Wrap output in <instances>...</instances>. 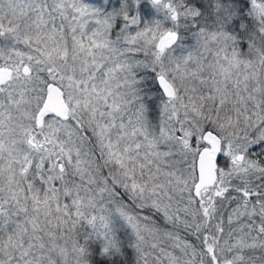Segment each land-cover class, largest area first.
Here are the masks:
<instances>
[{"label":"snow or ice","instance_id":"obj_1","mask_svg":"<svg viewBox=\"0 0 264 264\" xmlns=\"http://www.w3.org/2000/svg\"><path fill=\"white\" fill-rule=\"evenodd\" d=\"M0 264H264V0H0Z\"/></svg>","mask_w":264,"mask_h":264}]
</instances>
